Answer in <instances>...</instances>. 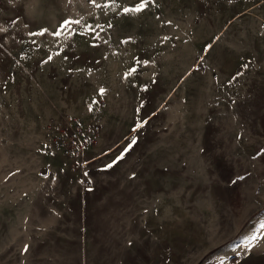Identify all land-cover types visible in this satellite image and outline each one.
<instances>
[{
	"label": "rangeland",
	"instance_id": "rangeland-1",
	"mask_svg": "<svg viewBox=\"0 0 264 264\" xmlns=\"http://www.w3.org/2000/svg\"><path fill=\"white\" fill-rule=\"evenodd\" d=\"M261 1L0 0V264H229L264 241ZM67 114L102 126L88 190L51 145Z\"/></svg>",
	"mask_w": 264,
	"mask_h": 264
},
{
	"label": "built area",
	"instance_id": "built-area-1",
	"mask_svg": "<svg viewBox=\"0 0 264 264\" xmlns=\"http://www.w3.org/2000/svg\"><path fill=\"white\" fill-rule=\"evenodd\" d=\"M264 4V0L259 5ZM106 107L105 101L99 102L98 110ZM51 145L64 158L72 162L74 169L82 173L83 188L88 190L92 183L85 179L86 168L96 160V147L99 143L102 126L100 123H85L80 118L67 114L52 121Z\"/></svg>",
	"mask_w": 264,
	"mask_h": 264
},
{
	"label": "crops",
	"instance_id": "crops-1",
	"mask_svg": "<svg viewBox=\"0 0 264 264\" xmlns=\"http://www.w3.org/2000/svg\"><path fill=\"white\" fill-rule=\"evenodd\" d=\"M257 6L260 5L258 4ZM221 264H226V260L223 255H221ZM229 264H264V241L260 242L257 247L248 249L245 253L235 258Z\"/></svg>",
	"mask_w": 264,
	"mask_h": 264
},
{
	"label": "snow or ice",
	"instance_id": "snow-or-ice-1",
	"mask_svg": "<svg viewBox=\"0 0 264 264\" xmlns=\"http://www.w3.org/2000/svg\"><path fill=\"white\" fill-rule=\"evenodd\" d=\"M142 7H143V5H141L140 7L136 8L135 11H140ZM125 11H128V9H125ZM58 34H59V33H57V35H58Z\"/></svg>",
	"mask_w": 264,
	"mask_h": 264
}]
</instances>
